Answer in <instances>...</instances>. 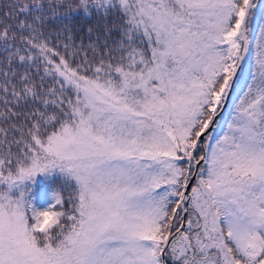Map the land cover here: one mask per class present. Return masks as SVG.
Masks as SVG:
<instances>
[{
	"label": "snow or ice",
	"instance_id": "6c2138e0",
	"mask_svg": "<svg viewBox=\"0 0 264 264\" xmlns=\"http://www.w3.org/2000/svg\"><path fill=\"white\" fill-rule=\"evenodd\" d=\"M0 264H264V0L0 3Z\"/></svg>",
	"mask_w": 264,
	"mask_h": 264
},
{
	"label": "trees",
	"instance_id": "16d2710c",
	"mask_svg": "<svg viewBox=\"0 0 264 264\" xmlns=\"http://www.w3.org/2000/svg\"><path fill=\"white\" fill-rule=\"evenodd\" d=\"M8 0H0V3H6ZM63 12V9H60ZM96 19L93 16L91 19H86L82 14H73L74 29L79 28L80 31L78 35H84L86 28L88 25L92 24ZM55 27V25H53ZM258 30V29H257ZM85 39L87 37L85 36ZM254 70L252 57H249L245 67L244 74L240 80L237 91L233 94L231 103L224 115L219 120L223 129L226 127V122L230 118V113L232 108L236 103H238V97L242 95L241 89H244L245 81L251 80V72ZM246 90V89H244ZM218 127V126H217ZM26 186L30 189L29 198L31 199L32 205L34 208L38 210H45L50 206H53L55 201L53 198V193L56 190H67L69 188L75 187V182L70 181L63 173H61L58 169L52 170L50 173L37 174L36 177L31 181L25 182ZM195 183V182H194Z\"/></svg>",
	"mask_w": 264,
	"mask_h": 264
},
{
	"label": "rangeland",
	"instance_id": "374dc122",
	"mask_svg": "<svg viewBox=\"0 0 264 264\" xmlns=\"http://www.w3.org/2000/svg\"><path fill=\"white\" fill-rule=\"evenodd\" d=\"M226 128V127H225ZM223 127H222V125H221V122L219 123V125H218V127H217V129H216V131H215V133H214V135H222V133H223ZM13 194H16L15 193V190H14V192H13Z\"/></svg>",
	"mask_w": 264,
	"mask_h": 264
},
{
	"label": "water",
	"instance_id": "95a60500",
	"mask_svg": "<svg viewBox=\"0 0 264 264\" xmlns=\"http://www.w3.org/2000/svg\"><path fill=\"white\" fill-rule=\"evenodd\" d=\"M249 57H250V56H249ZM249 57L247 58V60H246V62H245V64H244V67H245L247 61L249 60ZM237 88H238V87H237ZM236 91H237V90H236ZM233 94H234V93H233ZM233 94H232V96H231L230 99H229L228 106H227L226 110H225L224 112L221 113V116H220L219 120L225 115V113H226V111H227V109H228V107H229V105H230V103H231V100H232ZM194 182H195V180H193V183H194Z\"/></svg>",
	"mask_w": 264,
	"mask_h": 264
}]
</instances>
